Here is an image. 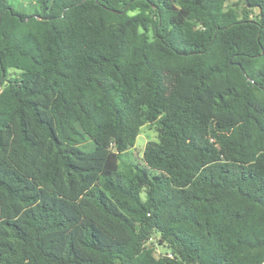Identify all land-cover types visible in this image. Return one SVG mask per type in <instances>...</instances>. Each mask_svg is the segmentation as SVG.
Instances as JSON below:
<instances>
[{
	"label": "trees",
	"instance_id": "16d2710c",
	"mask_svg": "<svg viewBox=\"0 0 264 264\" xmlns=\"http://www.w3.org/2000/svg\"><path fill=\"white\" fill-rule=\"evenodd\" d=\"M36 1L0 0V264H264V0Z\"/></svg>",
	"mask_w": 264,
	"mask_h": 264
},
{
	"label": "rangeland",
	"instance_id": "374dc122",
	"mask_svg": "<svg viewBox=\"0 0 264 264\" xmlns=\"http://www.w3.org/2000/svg\"><path fill=\"white\" fill-rule=\"evenodd\" d=\"M235 0H230L226 3L225 7L231 6ZM10 6H12L15 10L24 12L27 14L35 13L38 9L36 0H7ZM11 71H14L11 69ZM157 140V131L155 125H144L140 128L139 134L135 138L134 146L131 148V156L130 158L134 161L142 157L143 149L147 141ZM99 142L108 144V139L101 138ZM159 250H155V254L158 255Z\"/></svg>",
	"mask_w": 264,
	"mask_h": 264
}]
</instances>
